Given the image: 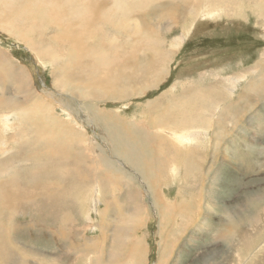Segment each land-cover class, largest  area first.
Returning a JSON list of instances; mask_svg holds the SVG:
<instances>
[{
  "label": "rangeland",
  "instance_id": "rangeland-1",
  "mask_svg": "<svg viewBox=\"0 0 264 264\" xmlns=\"http://www.w3.org/2000/svg\"><path fill=\"white\" fill-rule=\"evenodd\" d=\"M127 1L129 14L130 4L135 9L127 26L132 40L103 29L83 37V48L71 27L90 34L78 25V16L87 20L79 11L99 17L111 10L102 0H50L66 17L50 14L45 26H31L30 38L29 25L15 34L4 17L43 8L35 0H0V264H264V0ZM146 8L160 15L139 20ZM31 39H56L58 54L35 51ZM87 48L101 49L106 60L89 64L97 81L79 90L73 72L81 57L73 64L68 57ZM110 67L115 78L107 88ZM9 68L30 79L21 71L8 77ZM116 90L121 97L110 98ZM162 100L169 102L163 110ZM4 116L11 117L7 127ZM55 120L76 134L53 129ZM129 120L137 133L130 134ZM31 123H40L41 133L29 130ZM113 126L124 144L113 143ZM136 136L143 140L132 143ZM75 137L78 150L57 157L58 145L67 148ZM129 157L137 171L128 168ZM75 169L77 179L68 180ZM122 184L138 186L134 200L144 203L135 227ZM154 194L166 205L159 208Z\"/></svg>",
  "mask_w": 264,
  "mask_h": 264
},
{
  "label": "bare ground",
  "instance_id": "bare-ground-1",
  "mask_svg": "<svg viewBox=\"0 0 264 264\" xmlns=\"http://www.w3.org/2000/svg\"><path fill=\"white\" fill-rule=\"evenodd\" d=\"M49 1V2H48ZM48 1H46L47 2V4H45V0H35V2L37 3V5L39 6V7H41V8H43V9H41V10H38V11H35V12H32V13H30V15H25V16H19V17H13V19H9L8 18V16L9 15H6V17H4L5 18V20H4V22H3V24H4V26H8V28L7 29H9V27H11V32H13V33H15V34H20L19 32L21 31L22 32V30L20 29V28H22V26H21V24L23 23L24 25H29L28 27H29V29H28V27H27V31L25 32V35L27 34V37L29 36L28 34H33L34 35V29H32L31 28V26H38V25H43V26H45L46 24V21L48 20V19H51L50 18V14H57V13H62V15L64 16V17H66V15H65V12L61 9V7H59L60 5L58 4V3H52V2H50V0H48ZM52 1V0H51ZM219 2H220V0H218ZM110 2V3H109ZM128 3V1L127 0H102V2H101V5L102 6H108V7H110L111 8V10L110 11H108V12H105V11H103L102 12V14H101V16H99V17H95L94 18V15L91 13V12H89V11H85V10H80L79 11V13L80 14H84V16H86V18H87V20L85 19V17H83V16H78L79 17V22H78V25H80V26H82L83 28L82 29H88L89 30V32H90V34L89 33H85V32H79V28H77V32L75 31H73L72 29H74V28H72L71 27V30L70 31H72V38L73 37H77V45H79V46H82L83 48H86L87 46L84 44V39H83V37H89V36H92L93 34H96V33H100L99 32V30H108V29H110V30H108L110 33H112V32H120L121 31V33L119 34V35H117V37H122L123 35H125L126 36V38H130L131 36H132V33H134L135 31H134V29H131L130 27H129V29L127 28V26L128 25H130V21H131V13H132V10L134 11L135 9H134V7L131 9V4H130V11H131V13L129 14V7L128 6H125L126 4ZM134 3L136 4V5H144V7H145V5L147 4V0H134ZM209 7H210V5L208 4L207 5V7L206 8H204V9H209ZM226 8L225 7V5L224 6H222V8ZM262 7V6H261ZM45 8L47 9V11H45ZM148 8V7H147ZM146 8V12L145 13H143L142 15H136V17L140 20V19H144V18H146V17H150V16H152V15H160V13H158L157 11H155V10H151V9H147ZM217 8H219V7H217ZM262 8H264V7H262ZM262 8H260V9H262ZM35 9H37V8H35ZM211 10H213V9H211ZM262 11H263V15L262 16H264V10L262 9ZM172 12V11H171ZM179 12V11H178ZM78 13V12H77ZM128 14H129V17H128V19H127V16H128ZM173 14H174V16H176V12H174L173 11ZM2 15H4V14H2ZM180 15V14H179ZM167 16H169V15H167ZM59 17H62L61 15L59 16ZM133 17V16H132ZM177 17V16H176ZM204 17H206V16H204ZM136 18V19H137ZM3 19V18H2ZM135 18H134V20H136ZM2 21V20H1ZM62 23V22H61ZM3 26V25H2ZM111 27H112V29H111ZM1 28V27H0ZM3 28V27H2ZM65 28V27H64ZM133 28V27H132ZM7 29H5L6 31H9V30H7ZM26 29V28H25ZM138 29V28H137ZM140 29V28H139ZM138 29V30H139ZM1 30H4V29H1ZM136 30V29H135ZM24 31V30H23ZM10 32V31H9ZM66 32H67V28L63 31V34H66ZM7 33V32H6ZM77 33V34H76ZM11 34V33H10ZM15 34H11V35H13V36H15ZM109 34V33H108ZM79 35H81V36H79ZM17 36V35H16ZM15 36V37H16ZM35 36V35H34ZM24 37V36H23ZM36 37V36H35ZM34 37V38H35ZM29 38H30V36H29ZM33 39V38H32ZM30 40L29 41V43L31 44V46H33V48H35V51H43L44 53L45 52H50V53H57V41H56V39H54V43H42V44H36L38 41H41V40H38L37 42H35L34 43V41L33 40ZM36 39V38H35ZM38 39V38H37ZM39 39H42V38H39ZM87 40V39H86ZM121 40H124V38L123 39H121ZM131 40H132V37H131ZM47 42H49V41H47ZM74 42V41H73ZM57 45V46H56ZM62 45L63 46H65L66 45V41L65 42H63L62 43ZM30 46V47H31ZM56 46V47H55ZM78 46V47H79ZM96 46V45H95ZM121 46V45H120ZM37 47V48H36ZM70 47V46H69ZM127 47H128V45H127V41H126V49H127ZM32 48V47H31ZM54 48H56V50L54 49ZM94 49V48H93ZM92 48L91 49H89L88 50V48H87V50L88 51H84V50H82V51H80V52H77V53H71L70 55H69V64H73L74 62H75V60H76V57H78V56H80L81 57V61H79V62H77V67L75 68V70H74V72H73V78L76 80V82H77V84L79 83L81 86H83L84 88H79V90H82V89H86V88H88V87H92V86H94L93 85V82H96L97 81V78H95L94 76H96L95 75V73H93L92 71H93V68L94 67H90L89 66V64H94L96 61L98 62L99 61V59H105V52H101V49H99V50H93ZM96 49V48H95ZM104 50H105V48H103ZM125 49V48H124ZM71 50V49H70ZM81 50V49H80ZM126 51V50H125ZM5 52V51H4ZM38 52V53H39ZM107 52V51H106ZM111 52V51H110ZM113 53V52H112ZM156 53V52H155ZM159 53V52H158ZM58 54V53H57ZM110 54V53H109ZM108 54V55H109ZM39 55V54H38ZM50 56V55H49ZM56 56V55H55ZM116 56V55H115ZM118 56V55H117ZM107 57V56H106ZM110 57V56H109ZM116 59V58H115ZM120 59H122V58H120ZM158 59V58H157ZM56 60V59H55ZM106 60V59H105ZM123 60V59H122ZM121 60V61H122ZM113 61V60H112ZM110 62V61H109ZM158 62V61H157ZM119 63V62H118ZM117 62H116V64H118ZM156 64V63H155ZM6 65H8V64H6ZM112 65V64H111ZM154 64L152 63V64H150V65H148L147 64V68H151L152 66H153ZM156 65H158V64H156ZM155 65V66H156ZM95 66V65H94ZM119 69H120V71L122 72H126L128 69L127 68H129L128 67V65L126 66L125 65V62H121V63H119ZM92 69V70H89V69ZM96 68V67H95ZM97 69V68H96ZM1 70V69H0ZM5 70V69H4ZM112 68L110 67L109 68V74L108 75H111L110 76V78H109V80H107V82H104V84L103 85H105L107 88H108V85L110 84H113L114 85V82L112 83V81H114V75L112 74ZM148 70H150V69H148ZM15 71V70H14ZM21 71V70H20ZM20 71H18V74H19V72ZM6 72H7V70H6ZM21 72H24V75H25V78H27V79H30V77H29V75L27 74V72L26 71H21ZM155 72H156V76H158V72H160V73H162V70L160 69V70H158V69H156L155 70ZM8 73H9V76L8 77H11V76H13V75H15L16 74V72H15V74H14V72H13V70L12 69H8ZM57 72L55 71V74H56ZM159 73V74H160ZM18 74H16V76L18 75ZM20 75V74H19ZM19 75H18V77H19ZM24 75H22V76H24ZM121 75H122V73H121ZM21 76V75H20ZM17 77V78H18ZM20 78V77H19ZM23 77H21V79H22ZM121 78H122V76H121ZM20 79V80H21ZM24 79V78H23ZM106 80V79H105ZM29 81V80H28ZM22 82V81H21ZM121 84V83H120ZM101 86V85H100ZM118 86H119V84H118ZM78 87V86H77ZM112 87V86H111ZM114 87V86H113ZM117 89V88H116ZM121 89V88H120ZM128 90H127V88H124V89H122V92L123 93H126ZM90 95H92V94H90V93H87V96H90ZM121 95H122V93H121V90H116V94H113L112 96H110V98H112V99H117V98H119V97H121ZM86 98H88V97H86ZM185 98H186V96H185ZM89 100L88 101H90L91 100V97L90 98H88ZM262 99H264V96L262 97ZM162 102H165L166 104L164 105V107H161V102H159V103H150L149 105L150 106H155V107H161L160 109L161 110H163V109H165L166 107H167V105H169V102H168V100H162ZM88 110L89 111H94V112H96V110H94V109H92V108H90V107H88ZM21 112L23 111H26V113H24L25 115H27L28 117H30L31 119H35L36 118V114H33V113H31V112H33V111H27L26 109L25 110H23V109H21L20 110ZM108 111V110H107ZM117 111H119V110H117ZM24 114H22V115H24ZM110 117V116H109ZM119 119V118H118ZM1 120H2V122L4 123V125L7 127L10 123H12V121H11V117H9V116H4V117H1ZM96 120H97V122H100L101 124L103 123V118L102 117H100V116H96ZM169 121H171V119H169ZM22 124H23V126H26V121L25 120H22ZM53 129L54 128H60V129H62L63 131H64V135H66V134H68V133H70L71 135H75L76 134V132L74 131V129H72V128H70L68 125H67V123L66 122H64V121H62V120H55V121H53L51 124H49ZM40 126H42L40 123H31V125L28 127V129L29 130H32V131H34V132H37V130L39 129V127ZM153 126V125H152ZM114 127V132L111 134V136H112V138H113V143H115V144H118V140L120 141V143H125L126 142V140L124 139V138H120V133H119V129L117 128V127H115V126H113ZM135 127H137L136 125H135ZM49 128V127H48ZM144 129V128H143ZM41 131V130H40ZM39 131V132H40ZM180 131L182 132V134H184L185 133V129L184 128H181L180 129ZM39 132H37V133H39ZM41 133V132H40ZM178 137H182V135H179ZM83 138L85 139L86 137H85V135L83 136ZM60 139V138H59ZM57 140H58V138H57ZM69 140V144H68V147L67 148H65L64 146H65V144H62V145H58V147H60V149H61V152L57 155V157H59V158H63V157H65L66 155H69L70 153H72V152H75V151H77L78 150V148H79V144H81V141H79L78 139H77V137H75V138H73V139H68ZM60 141V140H59ZM87 141V140H86ZM43 142H44V140H43ZM152 142V145H155V144H153V140L151 141ZM48 143V142H47ZM50 143V142H49ZM75 144H77V149H76V146H75ZM31 147V141L25 146V147H21V149L19 150V154H21V153H23V152H26V150L27 149H29ZM150 148V147H149ZM94 150V149H93ZM38 151V150H37ZM117 152H118V150H117ZM32 153V152H31ZM84 153L86 154V156H87V158L89 159V160H91V161H93V162H95V163H97V164H100V160H99V158L97 157V156H95V157H92V156H90V155H88V153H87V150H85L84 151ZM98 153V152H97ZM98 154H100V153H98ZM97 154V155H98ZM103 155V154H102ZM119 155L120 156H123L124 155V151H120L119 152ZM55 159V158H54ZM102 159H103V162H104V164H107V161H108V158H103L102 157ZM1 160V159H0ZM10 161V160H9ZM4 163V162H3ZM63 164V163H62ZM112 166L116 169V170H121V166H120V164L116 161V160H113L112 161ZM161 165V164H160ZM159 168V167H158ZM78 169V168H77ZM77 169H75L74 171L75 172H71V171H69L68 172V174H72V176L69 178H67L68 180H70L71 178H76V176H77ZM41 171L40 170H37L36 171V173H35V176H38V174L40 173ZM114 175V174H113ZM88 176L90 177L91 175H89L88 174ZM142 177V176H141ZM77 179V178H76ZM67 180H63L62 182L63 183H65ZM144 183V185H145V182H143ZM14 197H15V195H14ZM16 198V197H15ZM16 199H18V198H16ZM19 200V199H18ZM202 209V208H201ZM141 215H142V213H136V214H134V217H133V219H132V224H133V227H135V226H137V225H139L140 224V222L141 221H143V218L141 217ZM144 217V216H143ZM145 219V218H144ZM103 227V229L105 230L106 229V226H102ZM169 250V249H168ZM8 256V254H6V255H4V258L5 257H7Z\"/></svg>",
  "mask_w": 264,
  "mask_h": 264
},
{
  "label": "crops",
  "instance_id": "crops-1",
  "mask_svg": "<svg viewBox=\"0 0 264 264\" xmlns=\"http://www.w3.org/2000/svg\"><path fill=\"white\" fill-rule=\"evenodd\" d=\"M133 124L134 123L131 120H129L128 122H126V126H128V130H129L130 134L131 133H137V131H138V128H133ZM130 134H128V136ZM142 140H143V138H138L136 136V137L132 138V143H139ZM181 140H182V137L176 136V143H179ZM163 147L164 148H167V147H165L164 144H163ZM136 156L139 158L140 155H136ZM135 162H136L135 159H132L131 160L130 157H129V159H128V164H129L128 168H135V170L137 171V167L135 166ZM153 177H154V175H148V174L142 175V178H144V179H150V178H153ZM91 182L95 183L96 185H101L102 188H104V187L107 186L105 184H102V183H99V182H95V180H92ZM145 185H149V183L146 181L145 182ZM135 186L136 185H126V184H122L121 185V189H122V193H123L122 197L125 196V198L127 197L130 200V203L128 204L130 206V210L127 211L128 213L126 215L127 218H128V220L130 218H133L134 217V213H142V208L144 207V203L143 202H140V204H138L134 200L135 199L134 197L136 195V192H133L132 190L135 189ZM136 188L138 189V186H136ZM119 191H121L120 190V187H119ZM106 192H109V190L106 189V191H104V195L106 194ZM150 192H151V190H150ZM105 197H106V195H105ZM154 200H155L156 205L159 208H162V205H166L165 202H163V201H161L159 199V197L157 196V194H154ZM104 215L106 216V213ZM126 224L129 225V221H128V223H125V225ZM106 229H107V227H106ZM128 229H129V232H130L131 230H130L129 226H128ZM135 231H136V229L134 228L133 232H135Z\"/></svg>",
  "mask_w": 264,
  "mask_h": 264
}]
</instances>
